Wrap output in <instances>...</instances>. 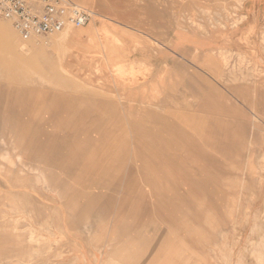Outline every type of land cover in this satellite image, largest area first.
<instances>
[{
	"label": "rangeland",
	"instance_id": "1",
	"mask_svg": "<svg viewBox=\"0 0 264 264\" xmlns=\"http://www.w3.org/2000/svg\"><path fill=\"white\" fill-rule=\"evenodd\" d=\"M71 1L91 24L0 20V264H264V20ZM188 33L212 47L174 54Z\"/></svg>",
	"mask_w": 264,
	"mask_h": 264
},
{
	"label": "built area",
	"instance_id": "2",
	"mask_svg": "<svg viewBox=\"0 0 264 264\" xmlns=\"http://www.w3.org/2000/svg\"><path fill=\"white\" fill-rule=\"evenodd\" d=\"M0 20L28 41L82 29L91 24L93 13L71 0H0Z\"/></svg>",
	"mask_w": 264,
	"mask_h": 264
},
{
	"label": "crops",
	"instance_id": "3",
	"mask_svg": "<svg viewBox=\"0 0 264 264\" xmlns=\"http://www.w3.org/2000/svg\"><path fill=\"white\" fill-rule=\"evenodd\" d=\"M243 14L252 19L257 16L259 22L264 20V0H244ZM184 37V38H182ZM174 54H192L194 52H205L212 47L211 41L206 37L197 34L175 35L173 40Z\"/></svg>",
	"mask_w": 264,
	"mask_h": 264
},
{
	"label": "bare ground",
	"instance_id": "4",
	"mask_svg": "<svg viewBox=\"0 0 264 264\" xmlns=\"http://www.w3.org/2000/svg\"><path fill=\"white\" fill-rule=\"evenodd\" d=\"M61 42L66 44L75 43V38L70 34L66 33L61 39ZM61 45V44H60ZM252 231V230H251ZM264 238V237H263Z\"/></svg>",
	"mask_w": 264,
	"mask_h": 264
}]
</instances>
